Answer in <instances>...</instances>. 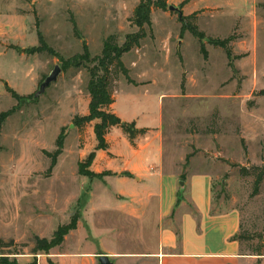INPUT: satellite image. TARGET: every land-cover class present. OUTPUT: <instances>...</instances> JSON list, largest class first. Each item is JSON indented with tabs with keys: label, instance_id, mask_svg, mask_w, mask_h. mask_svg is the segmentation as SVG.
I'll return each mask as SVG.
<instances>
[{
	"label": "rangeland",
	"instance_id": "obj_1",
	"mask_svg": "<svg viewBox=\"0 0 264 264\" xmlns=\"http://www.w3.org/2000/svg\"><path fill=\"white\" fill-rule=\"evenodd\" d=\"M139 1L1 0L0 45L6 53L0 113L17 104L6 85L19 95L34 94L55 65L61 72L35 100L0 121V264H54L58 251H74L75 240L92 238L90 193L114 173L91 166L96 151L107 148L97 147L93 128L99 120L78 124L88 113L92 65L78 60L81 65L74 68L72 58L82 53V41L90 57L101 53L110 35L122 44L137 30L129 19ZM165 2V10L152 7L146 36L121 57L135 84L111 74L116 103L109 111L140 116L160 111L170 168L186 174L191 163L211 174L213 207L238 211L241 252L264 260V177L255 187L253 169L264 168V0ZM180 15L196 19L206 37V57L198 40L181 32ZM37 31L47 49L30 52L39 46ZM229 36V56L207 42ZM61 59L72 65L62 69ZM108 131L110 137L116 133ZM59 134L62 151L48 171L50 158L43 151L55 150ZM73 217L75 226L68 229ZM133 238L122 237V244L130 240L122 246L138 248Z\"/></svg>",
	"mask_w": 264,
	"mask_h": 264
},
{
	"label": "crops",
	"instance_id": "obj_2",
	"mask_svg": "<svg viewBox=\"0 0 264 264\" xmlns=\"http://www.w3.org/2000/svg\"><path fill=\"white\" fill-rule=\"evenodd\" d=\"M5 49L0 45V66ZM115 103L114 99L111 106ZM115 112L145 132L130 142L120 126L110 127L116 133H106L107 149L97 150L91 165L97 172L114 173L104 176L98 190L90 193L95 200L88 213L92 238L75 240L74 251H58L54 264H99L100 255L117 264H264L260 256L241 252L240 242L233 239L239 231L238 211L213 207L212 175L191 163L186 174L170 168L160 111L151 116ZM106 152L115 159L106 158ZM126 236L136 238L138 248L123 247L130 244H122Z\"/></svg>",
	"mask_w": 264,
	"mask_h": 264
},
{
	"label": "trees",
	"instance_id": "obj_3",
	"mask_svg": "<svg viewBox=\"0 0 264 264\" xmlns=\"http://www.w3.org/2000/svg\"><path fill=\"white\" fill-rule=\"evenodd\" d=\"M152 7H157L159 9H166L165 0H140L138 4L134 7L132 16L130 17V22L133 24L137 30L127 33L124 37L122 44H118L116 37L114 35L108 36L102 46L101 53L99 55L90 57L88 52V47L84 41H82V53L76 55L72 58L73 67L79 68L81 63L78 60H83L92 65L91 68L88 69L89 78L87 81V91L90 96V100L88 103V113L87 115L81 117L79 125H83L85 123H89L92 120H99L98 123L94 124V134L95 138L98 142V148L106 149L107 144L104 138V134L107 132L108 128L111 126H120L121 129L127 134L130 142L139 135L145 132V129H136L134 128V124L123 122L117 117L113 112L109 111L110 106L114 102L113 97V84L111 80V74L114 72L116 76L117 73H121L128 83L135 84V82L129 76V70L123 64L121 57L123 54L132 50L133 47H138L140 40L146 36L145 27L151 26L150 21V13ZM193 15L189 16H179V21L181 23V32L188 31L190 32L200 44V52L206 57L207 52L204 48L203 41L206 39L204 33L200 31L196 25V19ZM72 25V30L74 35L77 38H80L79 33L77 31V27L75 21L73 19L70 20ZM39 46L32 48L30 52L42 51L43 49H47L45 44L43 43V39L41 34L37 31ZM233 40L232 36L220 39V38H211L207 37V42L215 47H219L223 49L227 56L230 55L231 48L230 42ZM62 61V69L69 68L72 64H70L71 60H63ZM6 91L14 98L17 104L11 109L0 113V121L13 113L20 105L25 103L28 100H35L34 94L29 95H19L14 90H12L7 85L5 86ZM63 145V136L59 134L55 141V150L53 152L43 151L45 155L50 158V164L48 167V171H50L54 165L56 164V159L58 155L62 151ZM186 161L189 159V155L186 156ZM256 170V176L254 181V186L257 187L259 183L262 181L264 177V168L253 167ZM83 174H87V172H81ZM76 217L72 218L71 224L67 226L68 229H71L75 226ZM240 234H235L233 239L239 242ZM61 239V238H60ZM57 240V242L61 240ZM54 243V241H52Z\"/></svg>",
	"mask_w": 264,
	"mask_h": 264
},
{
	"label": "water",
	"instance_id": "obj_4",
	"mask_svg": "<svg viewBox=\"0 0 264 264\" xmlns=\"http://www.w3.org/2000/svg\"><path fill=\"white\" fill-rule=\"evenodd\" d=\"M169 10H174V11H178V9L174 6H169L168 7ZM61 72V68L59 65H55L53 70L49 73L48 76L45 77V79L39 84L38 90L36 91V93H34V96H38L40 94H42L44 92V90L52 83L56 80L57 76L59 75V73ZM72 126V125H71ZM180 189L182 190L183 188V182L180 181ZM98 262L99 264H114L108 256L106 255H100L98 256Z\"/></svg>",
	"mask_w": 264,
	"mask_h": 264
}]
</instances>
